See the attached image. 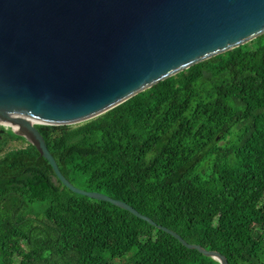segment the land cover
<instances>
[{"label":"trees","instance_id":"trees-1","mask_svg":"<svg viewBox=\"0 0 264 264\" xmlns=\"http://www.w3.org/2000/svg\"><path fill=\"white\" fill-rule=\"evenodd\" d=\"M75 187L227 264H264V33L76 125L34 124ZM0 155V264H219L71 192L24 139Z\"/></svg>","mask_w":264,"mask_h":264},{"label":"water","instance_id":"water-1","mask_svg":"<svg viewBox=\"0 0 264 264\" xmlns=\"http://www.w3.org/2000/svg\"><path fill=\"white\" fill-rule=\"evenodd\" d=\"M262 33L264 0H0V126L31 144L71 192L109 202L227 264L127 203L73 186L34 124L89 120Z\"/></svg>","mask_w":264,"mask_h":264},{"label":"rangeland","instance_id":"rangeland-1","mask_svg":"<svg viewBox=\"0 0 264 264\" xmlns=\"http://www.w3.org/2000/svg\"><path fill=\"white\" fill-rule=\"evenodd\" d=\"M83 122V121H81ZM81 122H76V123H73L71 125H76V124H79ZM4 127V126H3ZM24 141L20 140V139H17V140H8L6 145L4 146L3 150L0 152V155L7 151V150H10V149H14V148H18V147H21V146H24Z\"/></svg>","mask_w":264,"mask_h":264}]
</instances>
